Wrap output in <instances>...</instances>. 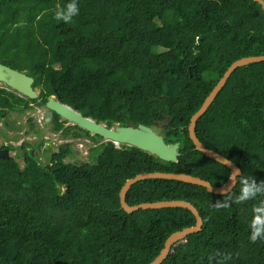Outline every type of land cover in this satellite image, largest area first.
I'll list each match as a JSON object with an SVG mask.
<instances>
[{"label":"trees","instance_id":"16d2710c","mask_svg":"<svg viewBox=\"0 0 264 264\" xmlns=\"http://www.w3.org/2000/svg\"><path fill=\"white\" fill-rule=\"evenodd\" d=\"M71 2L0 0V62L34 77L40 89L33 100L0 95V114L45 106L55 95L108 127L165 122V140L180 141L182 155L163 161L97 142L100 136L66 126L53 112L56 130L93 139L100 154L66 162L73 153L67 143L43 164L34 152L45 141L1 146L21 147L25 163L0 158V264H149L196 217L180 207L127 213L120 190L128 178L153 171L199 176L216 187L227 182L230 169L196 149L189 125L234 61L264 55V9L255 0H77L71 22L56 20ZM27 122L39 136L36 120ZM196 132L241 169L233 191L146 179L132 186L128 203L180 199L198 208L202 230L174 244L162 264H264V239L249 241L264 194L239 201L242 179L264 184V62L233 72Z\"/></svg>","mask_w":264,"mask_h":264},{"label":"water","instance_id":"95a60500","mask_svg":"<svg viewBox=\"0 0 264 264\" xmlns=\"http://www.w3.org/2000/svg\"><path fill=\"white\" fill-rule=\"evenodd\" d=\"M264 9V0H255ZM264 62V55L245 56L234 61L226 70L222 78L217 82L213 90L206 97L202 106L191 117L189 125L190 137L199 151L205 154L210 159L226 165L230 171V177L227 182L221 186H214L209 181L186 173H177L169 171H153L142 172L134 177L129 178L122 186L120 191V202L122 208L128 213L136 212L140 209H162V208H185L189 209L196 217V224L194 226L186 227L180 231L173 232L166 240L165 246L160 254L149 264H162L163 261L169 256L174 244L182 241L188 235L199 232L202 230L203 218L200 215L198 208L186 200H164L155 202H145L138 205H129L127 202V194L129 190L139 181L146 179H166L178 180L193 185H198L206 188L209 192L215 194H228L233 191L238 182V177L241 176V169L229 158L220 154L219 152L210 149L202 143L196 134V127L199 119L206 113L210 105L214 102L219 92L225 87L228 79L233 72L239 67L247 66L253 63ZM0 82L8 85L17 93L29 98L37 99L39 91L34 87L35 79L29 74L22 72L18 69L12 68L0 62ZM46 107L47 121H50L51 114L54 112L62 119L67 120L71 124L77 125L79 128L89 132L91 135H98L106 141H112L115 144H124L136 147L142 151L148 152L163 161L177 162L181 156L179 141L167 142L163 134H161L155 127L149 126L144 123H134L128 121L126 125H114L108 127L104 123H99L93 118L84 116L81 112L77 111L68 104L62 102L60 97L51 96ZM0 158L9 159L10 151L8 149H0Z\"/></svg>","mask_w":264,"mask_h":264},{"label":"rangeland","instance_id":"374dc122","mask_svg":"<svg viewBox=\"0 0 264 264\" xmlns=\"http://www.w3.org/2000/svg\"><path fill=\"white\" fill-rule=\"evenodd\" d=\"M38 91L40 90L39 88L37 89ZM33 100V99H32ZM30 108H25L23 106V111L20 110H13L9 116H7L9 119H5L6 121H10L12 127H5V126H0V147L5 145V144H13V145H20L21 143L26 142H32V143H39L41 140L45 141L44 145L41 146L40 149H36L37 155V160L39 162H43V164H46L50 161V156L52 155L53 152H59L61 150V145L71 143L73 147V153L72 155H69L68 158H66V162L70 161H88L90 158V161H94L100 154V149L91 146L89 149V144L91 142V145L94 144V140L90 139L89 143H86L85 138L87 136H83L82 138L74 139L71 136H64L63 135V130H56V125L50 124V122L45 123V120L41 121V118L43 117V114H40L39 111L37 112L36 108V103H30L29 104ZM16 112V113H15ZM34 117L37 123L38 128L41 130V134L37 136L34 140L31 139V136L23 135L21 136L20 131H24L23 127L25 129H28L29 123L27 122L29 118ZM41 121V122H40ZM66 122V121H64ZM165 122L163 123H158L156 125L157 127H160L158 131L161 134L163 133V126ZM1 125V124H0ZM20 125H24L21 126ZM67 126V125H66ZM16 136L18 139L15 140L13 137ZM101 137H97V139H100ZM97 142H102L104 141L103 139H100L99 141L96 140ZM38 146V144H37ZM21 147H16L15 151H11V154L14 155L16 152L17 159L20 162L21 166L24 165V157L22 156ZM92 154L90 157L89 155ZM40 156V158H39ZM41 160V161H40Z\"/></svg>","mask_w":264,"mask_h":264},{"label":"clouds","instance_id":"9594fccd","mask_svg":"<svg viewBox=\"0 0 264 264\" xmlns=\"http://www.w3.org/2000/svg\"><path fill=\"white\" fill-rule=\"evenodd\" d=\"M79 14V8H78V4H77V0H72V2L71 3H68L67 5H66V7L65 8H59L56 12H55V19L56 20H59V21H63L64 23H69V22H71V20H72V18L74 17V16H77ZM16 69V68H15ZM23 72V71H22ZM0 85H3V86H5V87H3L2 89H0V95L1 96H5V95H3V91L5 90L4 88H6V89H8V90H11L12 92H14L16 95H18V96H20V97H25V96H23V95H21V94H19V93H17L15 90H13L12 88H10L8 85H6V84H4V83H1L0 82ZM36 89H38V88H36ZM39 93H40V91H39ZM52 96H55V95H52ZM6 97V96H5ZM51 97V96H50ZM49 97V98H50ZM25 98H27V97H25ZM206 99V98H205ZM36 108H37V112L39 111V113L40 114H43L44 113V115H43V117L41 118V121H43V120H45V123H47V122H50V124H51V122H52V120H53V116H52V114H51V119H50V121H47V116H46V112L48 111V109H47V107H46V105L45 106H39V104L38 103H36ZM8 110H11V109H8L7 108V113H8ZM11 113V112H10ZM3 114V113H2ZM2 114H0V115H2ZM5 114H6V112H5ZM34 118V117H33ZM91 118V117H90ZM35 119V118H34ZM62 119V118H61ZM40 121V122H41ZM62 121H67V120H64V119H62ZM158 124V123H157ZM69 125H72V126H74L73 124H71V123H69L68 121H67V126H69ZM117 125V124H116ZM21 126H24V125H20V128H21ZM75 126H77V125H75ZM153 127H155L156 128V126H153ZM37 128H38V126H37ZM160 127H157L156 129L158 130ZM197 128V127H196ZM23 129H24V131H20V134H21V136H23V135H27V136H31V139H35L36 137H37V135L33 132V133H31L30 131H29V128L28 129H25L24 127H23ZM196 134H197V132H196ZM164 135V134H163ZM198 136V135H197ZM72 137V136H71ZM83 137V136H82ZM82 137H77V138H74V137H72V138H74V139H80V138H82ZM165 137V136H164ZM102 138V137H101ZM191 138V137H190ZM199 138V137H198ZM91 139V138H90ZM90 139H89V137H86L85 138V140H86V143H89L90 142ZM103 139V138H102ZM200 139V138H199ZM19 140V139H18ZM104 140V139H103ZM192 140V139H191ZM104 141H106V140H104ZM26 142V141H25ZM177 142V141H176ZM180 142V141H179ZM28 143V142H27ZM31 144H33L34 145V143H32V142H30ZM181 143V142H180ZM203 143V142H202ZM23 143H21L19 146H21ZM204 144V143H203ZM93 145V144H92ZM91 145V142H90V144H89V149H90V147L92 146ZM124 144H116V146L117 147H122ZM205 145V144H204ZM128 146V145H127ZM38 149H40V147L39 146H36ZM180 147H181V145H180ZM37 148H35V152L34 153H36V149ZM0 149H8V148H2V147H0ZM9 151H10V158L11 157H16L17 158V156L16 155H18V154H16V152L14 153V155H12L11 154V151H15V150H10V149H8ZM198 150V149H197ZM216 151V150H215ZM181 152V151H180ZM218 152V151H217ZM37 154V153H36ZM221 154V153H220ZM38 155V154H37ZM89 155V154H88ZM181 155H182V153H181ZM69 156H67L66 158H68ZM39 158H40V156H39ZM66 158H65V160H66ZM228 158V157H227ZM18 160V159H17ZM51 160V159H50ZM231 160V159H230ZM50 162V161H49ZM48 162V163H49ZM178 162V161H177ZM217 162V161H216ZM136 176V175H135ZM129 179V178H128ZM127 179V180H128ZM126 180V181H127ZM238 183V182H237ZM125 184V183H124ZM190 184V183H189ZM241 185H242V187H241V191H240V196H239V201H245V200H247V199H249V198H253V197H256L257 195H259V194H264V184H261L259 187H257L256 186V184H255V181H252V182H249V180L248 179H246V178H244V179H242V181H241ZM121 191V190H120ZM119 197H120V193H119ZM173 200H177V199H173ZM180 200V199H179ZM158 201H164V200H158ZM128 202V201H127ZM153 202H155V201H153ZM142 203H145V202H142ZM120 204H121V202H120ZM129 204V203H128ZM140 204V203H139ZM129 205H131V204H129ZM138 205V204H137ZM132 206H134V205H132ZM121 208H122V206H121ZM123 210H124V208H122ZM141 210V209H140ZM146 210H148V209H146ZM125 211V210H124ZM139 211V210H138ZM126 212V211H125ZM254 212H255V216H254V219L252 220V222L250 223V225H249V227H250V235H249V241L251 242V243H255L258 239H264V204H262L260 207H257V208H255L254 209ZM128 213V212H127ZM134 213V212H133Z\"/></svg>","mask_w":264,"mask_h":264},{"label":"flooded vegetation","instance_id":"af4514ba","mask_svg":"<svg viewBox=\"0 0 264 264\" xmlns=\"http://www.w3.org/2000/svg\"><path fill=\"white\" fill-rule=\"evenodd\" d=\"M24 72V71H23ZM26 73V72H25ZM31 76V75H30ZM3 87H5V86H3V85H0V89H2ZM5 90L3 91V95H5L6 97H10V95H9V92L11 91V90H8V89H6V88H4ZM11 98V97H10ZM15 106H19L18 104H15ZM23 106L25 107V105L23 104V105H21V107L23 108ZM9 109V108H8ZM8 112L9 113H7L6 112V114L5 113H3L2 115H1V117H0V126H5V123H6V121H5V119H6V117L7 116H9V114H10V112H12L11 110H8ZM52 116H53V113H52ZM66 125H67V122L65 123ZM76 130V129H75Z\"/></svg>","mask_w":264,"mask_h":264},{"label":"crops","instance_id":"0c3cea01","mask_svg":"<svg viewBox=\"0 0 264 264\" xmlns=\"http://www.w3.org/2000/svg\"><path fill=\"white\" fill-rule=\"evenodd\" d=\"M13 111V110H12ZM16 113V112H15ZM29 129H30V127H29ZM30 132H31V130H30Z\"/></svg>","mask_w":264,"mask_h":264}]
</instances>
